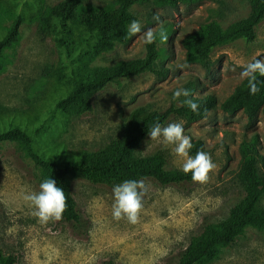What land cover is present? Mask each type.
Masks as SVG:
<instances>
[{
  "label": "rangeland",
  "instance_id": "374dc122",
  "mask_svg": "<svg viewBox=\"0 0 264 264\" xmlns=\"http://www.w3.org/2000/svg\"><path fill=\"white\" fill-rule=\"evenodd\" d=\"M63 1L0 0V39L18 16L23 17L20 40L5 51L2 60L0 126L26 125L33 132L37 150L56 161H74L83 152H98L117 139L123 118L137 107L148 105L151 110L164 111L173 104L181 105L172 99L174 91L189 89L190 82L197 81L196 94L215 96L216 107L197 122L173 119L169 123L182 122L192 143L201 140L216 168L203 185L189 181L162 186L152 179L145 180L149 190L135 225L126 219H113L114 186L70 176L74 198L88 225L87 231L80 232L65 221L48 225L38 222L22 197L38 192L49 174L35 163L23 144L1 141L0 249L6 255L16 256L17 264H176L204 224L220 223L244 198L237 178L244 140L258 141L259 167L264 175L262 111L250 122L243 110L229 114L221 107L246 80L240 78L243 66L253 59H264V20L257 28L254 42L239 35L215 47L211 53L212 67L207 72L189 58L183 39L208 21L216 20L227 28L246 19L250 14L249 1L205 0L171 6L152 0L129 8L123 30L125 40L113 33L111 46L105 48L93 50V39L88 42L90 48L87 43L80 48L79 42L88 35L77 21H69L67 24L74 31L69 52L81 57L72 64L58 44L59 38L66 36L61 25L56 31L50 27L56 22L49 12ZM114 4L115 0H96L95 4L87 0L84 9ZM157 14L162 25L154 19ZM132 20H139L143 27L140 34L129 38L127 30ZM161 27L168 36L167 42L157 40L160 63L171 70L166 81L157 82L152 74H141L95 95L91 99L92 113L67 117L52 113L57 92L44 74L47 68L65 65L69 76L75 66L81 70L113 67L142 58L146 54L143 32L151 28L159 33ZM178 64L187 67L180 69ZM172 147L150 141L149 137L138 152L142 156L163 153L167 171H182L183 160L174 155ZM261 206L264 208V197ZM217 250L218 259L212 264H264V230L247 227L234 245H219Z\"/></svg>",
  "mask_w": 264,
  "mask_h": 264
},
{
  "label": "trees",
  "instance_id": "16d2710c",
  "mask_svg": "<svg viewBox=\"0 0 264 264\" xmlns=\"http://www.w3.org/2000/svg\"><path fill=\"white\" fill-rule=\"evenodd\" d=\"M87 0H65L50 12V18L55 24L50 27L54 31L61 25L64 38H59L58 44L64 48L71 63L81 60L73 52H69L74 31L68 26L69 21H77L84 28L88 37L79 42L80 48L91 39L94 40L92 49L111 46V34L120 40H125L123 30L128 19V10L136 4H149L152 0H115L113 7L84 9ZM205 0H157L159 4L175 6L178 3H198ZM250 14L223 28L216 20L208 21L201 28L186 36L182 45L187 49L189 58L199 64L207 72L212 67V50L236 36L243 35L248 42L256 39L257 28L264 20V0H248ZM22 16H18L0 39V71L3 69L2 60L6 50L14 47L20 40ZM170 30H172V27ZM124 43V42H123ZM83 49V48H82ZM77 58H76V57ZM161 51L157 42L146 45V54L142 58L121 62L113 67H84L82 70L75 66L68 76V67L59 65L47 68L44 71L50 85L56 89L57 98L52 106V113L59 112L65 117L82 116L93 112L91 99L108 88L131 80L141 74L149 73L157 82L166 81L171 70L160 63ZM75 60V61H74ZM264 80V77L259 78ZM199 87L197 81L190 82L189 90L200 105V115L192 112L187 106L171 105L164 111L151 110L148 105L134 109L128 117L123 118L120 127V136L113 140L104 149L90 153L83 152L79 159L74 161H56L45 156L34 147V139L23 124H9L0 126V142L12 141L23 144L25 150L35 163L53 178L58 187L65 191L67 210L62 221L71 225L80 232L87 231L88 225L74 198L69 177L79 178L93 184L115 186L125 180L152 179L162 186L179 185L192 181L191 174H184L180 170H166L167 158L163 153L142 156L139 149L149 138L148 128L159 121L167 125L173 119H182L191 124L208 116L216 107V98L210 94H196ZM222 109L233 114L239 110L247 115L250 122L255 121L260 111L264 115V84L260 85V92L251 95L248 82L245 80L222 103ZM207 109V115L205 114ZM40 130V128H38ZM190 154L197 151H207L203 142L197 140ZM241 164L237 178L243 187L245 196L229 212L226 219L220 223H206L201 232L194 236L187 248L180 254L176 264H212L218 259V246L234 245L242 231L247 227L264 230V208L261 206L264 197V175L259 167L258 141L244 140L240 145ZM0 264H17L14 255H6L0 249Z\"/></svg>",
  "mask_w": 264,
  "mask_h": 264
},
{
  "label": "clouds",
  "instance_id": "9594fccd",
  "mask_svg": "<svg viewBox=\"0 0 264 264\" xmlns=\"http://www.w3.org/2000/svg\"><path fill=\"white\" fill-rule=\"evenodd\" d=\"M96 0H93V4ZM154 19L162 25L159 14ZM142 24L139 20H132L128 25L127 37H133L140 34ZM159 42H167L168 36L161 27L159 33L153 29H147L143 32V42L146 45ZM178 68L187 67L185 64H178ZM264 59H253L243 66L240 73L242 80H247L251 95H257L260 92V85L264 84ZM183 97V99H181ZM192 93L189 89L178 88L174 91L172 99L180 102L182 106H187L192 112L200 115V105L191 98ZM207 115V109H205ZM150 141L162 143L165 147L173 146L172 152L175 156L183 160L182 171L184 174H191L194 183L206 184L210 180L216 165L209 153L199 150L194 156L190 155L194 147L192 138L185 134L182 122H172L167 125L157 121L148 128ZM149 190V185L144 179L125 180L113 187L114 202L112 205V216L116 221L126 219L127 222L135 225L139 222L140 214L143 209V199ZM23 200L32 209V215L37 218L41 225L60 222L63 214L67 210V197L65 191L57 186L53 178L44 179L39 185L38 192L23 194Z\"/></svg>",
  "mask_w": 264,
  "mask_h": 264
}]
</instances>
